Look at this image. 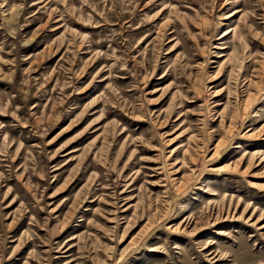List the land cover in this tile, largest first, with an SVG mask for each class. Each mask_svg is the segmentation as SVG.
I'll return each mask as SVG.
<instances>
[{
  "label": "rangeland",
  "instance_id": "374dc122",
  "mask_svg": "<svg viewBox=\"0 0 264 264\" xmlns=\"http://www.w3.org/2000/svg\"><path fill=\"white\" fill-rule=\"evenodd\" d=\"M0 264H264V0H0Z\"/></svg>",
  "mask_w": 264,
  "mask_h": 264
}]
</instances>
